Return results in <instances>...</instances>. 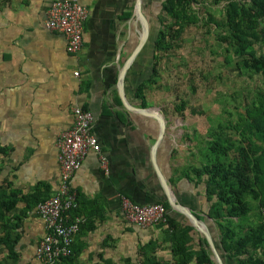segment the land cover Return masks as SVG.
Instances as JSON below:
<instances>
[{"label":"crops","instance_id":"obj_1","mask_svg":"<svg viewBox=\"0 0 264 264\" xmlns=\"http://www.w3.org/2000/svg\"><path fill=\"white\" fill-rule=\"evenodd\" d=\"M52 1L0 0V144L4 147L0 182L8 179L21 190L20 197H27L25 201L20 198L12 211L20 223L11 229L15 259L2 248L1 264H41L35 250L44 228L35 207H29L30 195L38 192L48 196L58 187L56 140L71 126L73 106L92 113V132L106 161L103 167L98 154L90 152L73 177L81 215L85 222L89 218L73 241L79 252L78 264H120L126 257L136 260L140 246L150 240L156 244L157 257L168 260L170 244L164 240L162 228L156 224L134 226L120 211L122 195L142 205L168 202L162 182L179 203L206 224L218 249L220 237L207 215L210 203L205 186H195L186 176L188 164L194 161L193 148H179L176 130L162 111L166 127L158 141V121L123 104L124 100L142 107L137 89L152 72L154 38L167 0H140L148 23V36L140 47L142 22L135 12L137 0H78L87 7L88 15L83 46L76 54L66 51L62 34L45 28ZM225 3L205 0L208 7L201 10L206 20L211 17L220 23ZM213 20L209 24L212 38L219 42ZM218 54L223 58L227 55L221 44ZM240 100L242 104L243 97ZM147 101V107L159 110L148 97ZM168 213L185 223L186 217L170 205ZM191 235L196 248L204 236L194 227ZM211 259L217 264L212 251ZM223 263L234 264L230 259ZM189 264H195L194 260Z\"/></svg>","mask_w":264,"mask_h":264},{"label":"trees","instance_id":"obj_2","mask_svg":"<svg viewBox=\"0 0 264 264\" xmlns=\"http://www.w3.org/2000/svg\"><path fill=\"white\" fill-rule=\"evenodd\" d=\"M225 1L223 20L218 23L209 17L204 23L208 25L213 20L216 24L215 37L227 53L223 66L236 67L240 75L251 81L257 76L264 78V0ZM194 6L200 10L208 7L205 0H167L163 5L164 16L154 38L152 72L137 89L142 107L150 106L149 91L159 88L163 63L168 70L176 53L184 48L187 30L200 22ZM256 84L247 93L242 92L243 103L236 120L232 117L227 121L219 117L209 119L203 135L199 136L195 130L194 134L185 135L193 143L189 148L194 150V161L188 164L186 176L195 186L204 184V194L210 203L207 215L220 237L218 252L224 261L230 259L234 264H264V217L260 213L264 206V88ZM191 90L195 92L192 85ZM162 110L181 118L186 111L199 117L205 113L200 105L189 104L184 98L173 100ZM3 152L0 144V155ZM1 169L0 165V172ZM20 194L21 190L14 188L8 179L0 182V264L2 248L15 259L16 242L11 238V229H17L20 223L12 211L20 198L27 200L26 195L20 197ZM44 197L38 192L30 195L29 207H36ZM157 203L166 209L165 222L156 226L162 228L164 240L170 244V258L159 259L156 244L150 240L140 246L136 260L126 257L122 263L189 264L194 260L195 264H215L204 237L193 248V226L188 219L185 218V223L178 221L168 213L167 201ZM80 204L77 193V205L70 211L72 217L82 216ZM88 222L87 217L85 223ZM78 257L79 252L72 243L71 254L62 257L58 264H78ZM103 264L117 263L103 261Z\"/></svg>","mask_w":264,"mask_h":264},{"label":"built area","instance_id":"obj_3","mask_svg":"<svg viewBox=\"0 0 264 264\" xmlns=\"http://www.w3.org/2000/svg\"><path fill=\"white\" fill-rule=\"evenodd\" d=\"M46 14L45 28L65 37L68 53H78L83 46L87 7L78 0H53ZM71 111V126L56 140L58 187L35 207L44 228L35 250V258L41 264H58L62 257L70 255L74 238L85 220L83 216L72 217L70 213L77 205V191L72 186L75 172L90 152L98 154L102 166H106L100 144L92 132V113L79 106H73ZM120 211L125 221L139 228L165 222L166 209L157 202L142 205L122 195ZM260 213L264 217V206Z\"/></svg>","mask_w":264,"mask_h":264},{"label":"rangeland","instance_id":"obj_4","mask_svg":"<svg viewBox=\"0 0 264 264\" xmlns=\"http://www.w3.org/2000/svg\"><path fill=\"white\" fill-rule=\"evenodd\" d=\"M194 7L193 10L199 12L200 22L187 30L184 48L176 53L168 70L163 63L161 79L157 84L159 88L149 91L148 96L152 106L168 117V124L174 127L180 139L179 148L186 151L193 144L185 137L186 134L192 135L195 130L199 136L203 135L209 119H234V115L241 110L242 92L247 93L256 83L264 87V78L257 76L251 81L240 75L236 67L223 66L224 58L218 54L220 44L213 41L210 25L204 24L207 17L199 7ZM191 85L195 87V92L191 90ZM178 98L200 105L204 116H193L186 111L181 118L163 112L164 107Z\"/></svg>","mask_w":264,"mask_h":264},{"label":"water","instance_id":"obj_5","mask_svg":"<svg viewBox=\"0 0 264 264\" xmlns=\"http://www.w3.org/2000/svg\"><path fill=\"white\" fill-rule=\"evenodd\" d=\"M136 15L138 16V18L140 19V21L142 22V34H141V37H140V42H139V45L138 47H140L143 42L145 41V39L147 38L148 36V23L147 21L145 20L141 10H140V0H137V7H136ZM138 49V48H137ZM135 52L131 55V57L126 61L123 69H122V72L120 74V80L122 79V75H124V72L126 71V69L128 68V66L130 65V63L132 62V59H133V56H134ZM123 104L131 110H135L137 112H140V113H143L145 115H148V116H151L153 118H155L158 123H159V135H158V141L161 139V137L164 135V132H165V127H166V123H165V119L161 113V111L159 110H153V108H150V107H134L132 105H130L128 102H125L123 100ZM163 186H164V191H165V194L167 196V199H168V202H169V205L177 210L178 212H180L181 214H183V216H185L190 224L198 231L200 232L201 234H203V236L205 237L207 243H208V246L210 247L213 255H214V258H215V261L217 264H224L223 263V260H222V257L220 255V253L218 252V249L216 247V245L214 244V241H213V238L210 234V230L208 229V227L206 226V224L200 220L196 214L191 210L189 209L188 207L182 205L181 203H179L175 197L171 194L167 184L164 182H162Z\"/></svg>","mask_w":264,"mask_h":264}]
</instances>
